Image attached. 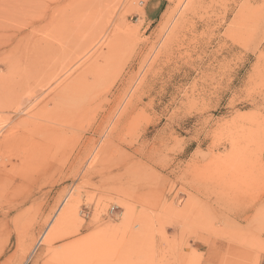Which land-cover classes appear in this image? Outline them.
Segmentation results:
<instances>
[{
  "label": "rangeland",
  "instance_id": "374dc122",
  "mask_svg": "<svg viewBox=\"0 0 264 264\" xmlns=\"http://www.w3.org/2000/svg\"><path fill=\"white\" fill-rule=\"evenodd\" d=\"M0 264H264V0H0Z\"/></svg>",
  "mask_w": 264,
  "mask_h": 264
},
{
  "label": "bare ground",
  "instance_id": "6f19581e",
  "mask_svg": "<svg viewBox=\"0 0 264 264\" xmlns=\"http://www.w3.org/2000/svg\"><path fill=\"white\" fill-rule=\"evenodd\" d=\"M94 12V11H93ZM75 203L74 198H67L66 202L62 204L61 208L59 209L58 219H54V223H50L49 226L46 228L44 233L39 239V245L41 246H50L54 239L58 236V230L61 226L68 224L71 220L73 215V204Z\"/></svg>",
  "mask_w": 264,
  "mask_h": 264
}]
</instances>
